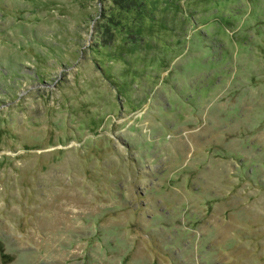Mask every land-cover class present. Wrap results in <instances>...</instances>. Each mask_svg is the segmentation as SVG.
Wrapping results in <instances>:
<instances>
[{"label":"rangeland","instance_id":"obj_1","mask_svg":"<svg viewBox=\"0 0 264 264\" xmlns=\"http://www.w3.org/2000/svg\"><path fill=\"white\" fill-rule=\"evenodd\" d=\"M0 264H264V0H0Z\"/></svg>","mask_w":264,"mask_h":264}]
</instances>
